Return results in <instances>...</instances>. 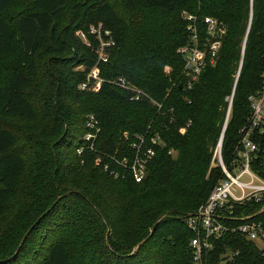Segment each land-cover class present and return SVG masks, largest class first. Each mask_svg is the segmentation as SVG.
<instances>
[{
	"label": "trees",
	"instance_id": "16d2710c",
	"mask_svg": "<svg viewBox=\"0 0 264 264\" xmlns=\"http://www.w3.org/2000/svg\"><path fill=\"white\" fill-rule=\"evenodd\" d=\"M142 10L172 19L147 17L146 27ZM185 11L227 27L215 64L208 61L189 90L180 89L185 61L177 53L189 40ZM99 24L115 43L108 62L88 32ZM263 73L264 0H0V224L8 233L14 221L26 226L12 248L1 243L0 264H192L185 218L222 177L212 161L227 98L233 95L222 142L229 166ZM119 78L149 97L133 99ZM34 86L48 93L35 97ZM88 133L96 138L86 140ZM138 134L144 148L155 147L140 182L111 159L132 164ZM157 134L165 144L151 143ZM259 208L250 203L241 212ZM256 218L264 222V213ZM224 255L233 257L227 264H264L260 246L236 233L217 243L209 261L220 264Z\"/></svg>",
	"mask_w": 264,
	"mask_h": 264
},
{
	"label": "built area",
	"instance_id": "2783aa9c",
	"mask_svg": "<svg viewBox=\"0 0 264 264\" xmlns=\"http://www.w3.org/2000/svg\"><path fill=\"white\" fill-rule=\"evenodd\" d=\"M184 16L188 21L189 40L179 48V53L185 61L183 80L180 85L182 89L189 90L198 80L206 63L209 61L210 64H215L223 37L227 33V27L222 21L212 16L199 17L186 11ZM88 32L99 39L100 60L108 62V48L115 44L110 31L104 30L102 24H99L91 25ZM77 34L85 42H88L85 32L78 31ZM91 75L98 78L99 69L95 67ZM262 78V88L249 96L252 111L240 130L235 157L229 166L225 164L222 155L223 141L220 140L214 151L212 165L221 167L222 177L213 187L206 201L194 213L185 218L186 225L193 232L190 241V247L193 250L192 264H211L209 254L216 249L220 240L231 233L240 234L246 239L256 242L264 254V222L256 218L257 215L264 213V176L259 172L264 169V73ZM118 82L122 87L134 91L133 99L135 100L149 97L143 90L131 86L125 78H119ZM86 87V83L81 86L82 89H86ZM151 100L153 99L151 98ZM227 100L229 101L228 114H230L233 95ZM153 102L159 110L162 109L163 103L155 100ZM228 117L226 121H228ZM97 124V118L90 115L89 126L98 132ZM185 131L186 127L181 129L182 133ZM95 138V133L85 135L86 140ZM137 139L138 141L132 145L136 149L132 164L127 158L121 161L115 157H111V159L122 167L130 168L136 181L140 182L146 175L149 160L155 155V147L144 148L145 135L138 134ZM150 141L154 146L165 144L159 134L153 136ZM78 151L80 153L81 149ZM99 162L100 159H98ZM105 168H108V164ZM115 175L118 176V173ZM250 203L258 204L259 210L256 213H242L241 208ZM232 259V255H224L220 264H227Z\"/></svg>",
	"mask_w": 264,
	"mask_h": 264
},
{
	"label": "rangeland",
	"instance_id": "374dc122",
	"mask_svg": "<svg viewBox=\"0 0 264 264\" xmlns=\"http://www.w3.org/2000/svg\"><path fill=\"white\" fill-rule=\"evenodd\" d=\"M138 15H139V17H143L142 18V20H143V22H144V25L147 27V17L151 20V21H156V22H160V21H168L169 19H172V17L170 18V16L169 15H166V14H164V13H161V12H158V11H148V10H142V11H139L138 13H137ZM145 27V28H146ZM147 29V28H146ZM177 53H179V49H178V52ZM44 66H45V63H44ZM184 69V68H183ZM172 70H173V68L171 67V66H169V65H167L166 67H165V72H166V74H170L171 72H172ZM183 78V70H182V72L179 74V80L181 79V81L183 80L182 79ZM178 81V80H177ZM176 81V82H177ZM176 82H174V83H176ZM29 93L30 94H32V95H34L35 97L37 96V95H40V94H46V93H48V90H39V89H36L35 88V86L32 88V89H30L29 90ZM77 110L79 109L78 107L76 108ZM89 117L90 116H88V118H87V120H89ZM7 120H9V121H11V122H13V123H16V122H26V121H20L19 119H16V118H11V119H7ZM88 124H89V121H88ZM150 127V126H149ZM148 127V128H149ZM94 129V128H93ZM153 136H155V135H153ZM152 136V137H153ZM152 137H150V139L152 138ZM233 173L234 174H236L235 173V171H233ZM22 223V226H23V228L21 229V233H20V231L18 230V226L20 225ZM2 224V223H1ZM0 224V234H3V238H2V240H0V254L1 253H3V252H5L6 250L5 249H3L2 247V245H1V243H3L4 245L6 244V245H9L11 248L14 246V244L16 243V242H18V240H19V237H20V234L22 235L23 234V231H24V229L26 228V226H24L23 224H25L23 221H21V220H19V221H14V222H12V227H13V229H14V231H12L11 233H8V232H6L7 231V229H8V227L6 226V227H2V225ZM20 227V226H19ZM13 235V236H12ZM15 236V238H13ZM18 247V246H17ZM8 249V248H7ZM17 249V248H16Z\"/></svg>",
	"mask_w": 264,
	"mask_h": 264
},
{
	"label": "water",
	"instance_id": "95a60500",
	"mask_svg": "<svg viewBox=\"0 0 264 264\" xmlns=\"http://www.w3.org/2000/svg\"><path fill=\"white\" fill-rule=\"evenodd\" d=\"M182 88V86L180 85V89ZM229 115V114H228ZM228 117V116H227ZM226 126H227V121H226V125H225V128H224V131H223V134H222V137H221V142L223 141V137H224V133H225V130H226ZM158 223L155 224V226L153 227L152 229V232L155 230L156 226H157Z\"/></svg>",
	"mask_w": 264,
	"mask_h": 264
}]
</instances>
